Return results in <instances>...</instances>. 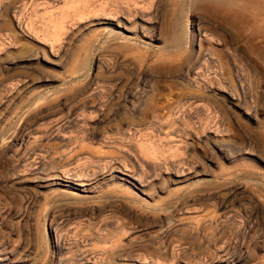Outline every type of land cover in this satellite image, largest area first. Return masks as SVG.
I'll return each instance as SVG.
<instances>
[{
    "label": "rangeland",
    "instance_id": "374dc122",
    "mask_svg": "<svg viewBox=\"0 0 264 264\" xmlns=\"http://www.w3.org/2000/svg\"><path fill=\"white\" fill-rule=\"evenodd\" d=\"M224 1L0 0V264H264V23Z\"/></svg>",
    "mask_w": 264,
    "mask_h": 264
},
{
    "label": "bare ground",
    "instance_id": "6f19581e",
    "mask_svg": "<svg viewBox=\"0 0 264 264\" xmlns=\"http://www.w3.org/2000/svg\"><path fill=\"white\" fill-rule=\"evenodd\" d=\"M211 2V0H191V3L196 6V5H199L201 4L202 2ZM212 1H215V0H212ZM224 1V0H223ZM226 2V1H224ZM234 2V0H233ZM206 3V4H207ZM215 4V3H214ZM227 4H225V8L223 9L222 6L221 7V10L219 9H215L216 7H213L211 9V13L212 14H222L224 15V17L226 19H229V21H231L232 23H237V24H240V27L242 25H245L244 29L246 28L245 32H241L242 35H245V38L247 40V44L249 45V48L251 50L252 53H257L259 51V47L257 45V38H258V34H259V27H258V23L259 22H262L264 23V0H235V3L231 4L230 7H226ZM209 6V5H208ZM217 6V5H216ZM228 6V5H227ZM219 7V6H218ZM217 19V18H216ZM242 28V27H241ZM262 28V27H261ZM219 29V28H218ZM217 29V30H218ZM243 29V30H244ZM200 30V29H199ZM204 31V30H203ZM204 32H207L206 30ZM195 33V32H194ZM211 33V32H210ZM245 33V34H243ZM262 33V32H261ZM180 34V32H179ZM205 34V33H204ZM200 35H203L202 32L200 33ZM183 36V35H182ZM176 37V36H175ZM244 37V36H243ZM178 38V37H177ZM175 38V39H177ZM179 38H181V36H179ZM212 38V37H211ZM179 40V39H177ZM179 41H182V40H179ZM201 41V40H200ZM263 47V46H262ZM240 48V47H239ZM236 49L237 51L236 52H239L241 51V49ZM264 49V48H263ZM221 51V50H220ZM223 52V51H221ZM235 52V50H234ZM202 53V52H201ZM201 53H197L196 54V61H199L200 60V56H201ZM261 53V52H260ZM224 53H214L211 57H210V65L211 66H215V67H218L220 70L223 71V69L225 68H228V66L230 65H234L236 64V60H233V63L232 64L231 62V58L229 57V55H223ZM245 60L246 62V65L248 67H250L251 69H256L257 68V65L256 63L253 61V59L251 58H247V59H243ZM195 63V62H194ZM193 67V65H192ZM230 68V67H229ZM249 68V69H250ZM67 120V119H66ZM32 129V128H31ZM57 131V130H55ZM54 132V131H53ZM27 133V132H26ZM53 135V134H52ZM26 136V135H25ZM23 136V137H25ZM52 137V136H51ZM20 138V137H19ZM23 139V138H22ZM41 139V138H40ZM20 140V139H19ZM36 140V139H35ZM18 141V140H17ZM22 141V140H21ZM19 142V141H18ZM24 143V142H23ZM113 149V148H112ZM26 150V149H25ZM62 155V154H61ZM81 159V158H80ZM88 160V159H87ZM78 161V160H77ZM120 171H123L122 169ZM119 172V171H118ZM69 173V172H68ZM76 173V172H75ZM74 173V175H76ZM64 174V173H63ZM67 174V172H66ZM64 174V175H66ZM73 174V172H72ZM127 174V173H126ZM63 175V176H64ZM68 175V174H67ZM70 175V174H69ZM78 175V173H77ZM128 175V174H127ZM56 177H58V175H55ZM73 176V175H72ZM79 176H81L79 174ZM78 176V177H79ZM83 176V175H82ZM131 176V175H130ZM60 177V176H59ZM58 177V178H59ZM71 177V176H70ZM75 178V179H78ZM74 178V177H73ZM86 178V177H85ZM80 179V178H79ZM84 179V178H83ZM87 184L84 183V182H78L77 184L75 185H71L72 188H75L76 190H79V191H85V186ZM70 186V187H71ZM88 186V185H87ZM88 189V188H87ZM88 192V191H87Z\"/></svg>",
    "mask_w": 264,
    "mask_h": 264
}]
</instances>
